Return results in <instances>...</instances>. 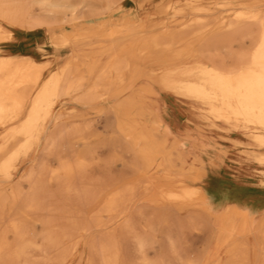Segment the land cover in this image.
Instances as JSON below:
<instances>
[{"label": "bare ground", "instance_id": "bare-ground-1", "mask_svg": "<svg viewBox=\"0 0 264 264\" xmlns=\"http://www.w3.org/2000/svg\"><path fill=\"white\" fill-rule=\"evenodd\" d=\"M197 1L200 0H185L188 9L197 13L196 16L181 25L171 24L167 30L155 33L153 32L155 17L152 13L142 14L135 24L136 27L128 21L132 19L131 14L127 13L130 9V0L128 2L121 0L119 17L98 20L92 18L99 16L100 13L90 2L87 3L88 13L75 14L73 7L63 0H0V52L2 53L0 54V175L10 177L19 157L29 155L34 147L40 146L45 130L50 128L45 122L53 125L57 122L58 113H54V107L62 96L77 91L78 101H90L98 92V86L103 88L104 92L101 94L103 96L113 89L115 83L120 88L117 94L124 96L126 90L137 85L133 73L140 71V67L129 68L130 60L127 56L155 53V58H158L155 62L156 67L142 71L141 74L146 76L150 73L146 77L148 79L146 83H141L139 92L149 96L148 103L154 106L157 123L152 127V131L155 132L149 133L153 145H149L142 155L148 159L145 166L147 168L155 161L157 155L163 153L165 159L157 164L158 171L163 172L165 177H168L169 172H175L177 180L173 181V184L180 187L179 191L171 190L161 198L184 203L196 199L199 206L218 218L222 225L221 231L227 238L237 236L228 245L231 256L224 264H251V256L248 252L250 247L254 248L255 254L264 264V208L260 215H256L250 207L231 202L226 204L222 213H218L216 208L220 205L214 199L216 178H218L215 155L205 154V150L200 147L204 141L202 138L196 143H191L182 137V133L187 132L185 129L187 124L195 128L200 137L206 140L210 141L212 135H217L215 137H218L216 141L219 143L222 144L223 141L238 148L239 153L235 156L239 161L249 164L253 159L264 165V0H214L212 4L219 7L241 6L235 11L232 20H224L217 28L206 26L207 14H201V12H211L215 7L198 5ZM172 2L177 3L181 0H172ZM35 3L42 6L43 15L34 11ZM79 18L86 20L74 21ZM66 23L70 24L71 28L64 26ZM194 24L200 26L192 29L194 35L189 37L185 32ZM252 25L256 27L252 28ZM144 28L146 34L143 37L131 42L125 41V38L141 33ZM237 33H242L250 39V49L238 54L236 59L233 57L232 65H227L228 67L215 63L214 57L207 54L211 44L228 42ZM164 35L169 39L164 40ZM104 37H109L106 45ZM90 38L95 39L93 43L95 51L107 52L105 61L101 60L102 68L94 76L93 88L85 86V82L92 77L94 66L98 64L100 57L97 53L89 55L84 46L86 44L84 42ZM33 50L41 54V61L25 55L26 52ZM62 50L70 51L72 57L60 63L58 68L45 76L53 63L60 62L59 54ZM5 51L9 55H4ZM81 52L82 56H86L84 60L77 57ZM46 53H53L57 60L43 59L42 56ZM81 64L85 65L87 74H77ZM128 72L132 73L129 79ZM40 81L41 88L38 94L32 97V89ZM165 94L173 95L175 111L171 109L172 105L163 101ZM42 96L48 98L45 106L41 105ZM135 96L136 94L129 96L124 104L139 103ZM183 116L186 118L184 121ZM15 120H19V123H14ZM214 130L221 132L216 134ZM18 136L22 139L11 147L12 141ZM145 142L147 143V140ZM167 143L170 148L168 150L165 149ZM71 157L70 159L61 157L63 160L59 168L63 172L59 176H63L64 183L69 184L83 174L87 165L84 153L78 152ZM36 176L33 169L27 174V179L33 188L31 192L34 191V194H38L40 190L34 183ZM233 176L240 183L250 180L249 169L241 165L235 166ZM188 179L195 180L197 185H188ZM73 187L75 188L74 185ZM68 188L67 186V190ZM122 189H115L106 197L102 206L100 205L101 207L99 206L96 211V220L89 219L80 230L88 231L91 225H103L104 213L106 212L105 215L107 212L111 213L122 201L124 193ZM78 192L80 193V189ZM82 192L85 195L79 197L83 198L86 205L95 204L92 203L94 197L88 190L81 188ZM3 199L4 196L0 194V203ZM114 213L112 212V215ZM122 213L121 211L119 214ZM105 224L108 225V222ZM13 225L15 238L21 241L13 255L14 258H20L28 245V240L24 229L18 226L17 222ZM253 226L255 227L254 243L247 242V239L244 241L243 236L248 235ZM65 236L47 235L46 238L53 246H58ZM108 240L115 241L112 236L108 237ZM139 243L143 246L140 238ZM7 247V239L1 235L0 259L3 257L4 248ZM99 247L102 249L100 255L103 264H117L116 250L106 255L103 252L106 249L105 245L101 243ZM4 264L15 263L9 258ZM215 264L220 262L217 261Z\"/></svg>", "mask_w": 264, "mask_h": 264}, {"label": "rangeland", "instance_id": "rangeland-1", "mask_svg": "<svg viewBox=\"0 0 264 264\" xmlns=\"http://www.w3.org/2000/svg\"><path fill=\"white\" fill-rule=\"evenodd\" d=\"M63 1L73 7L75 14L88 13L87 3L94 4L97 12L100 13L99 16H92L94 20L109 19L110 17L113 19L114 16L119 17L121 15V0H112V2L111 0ZM128 1L126 0V2ZM213 1H197L198 5L205 4L204 6L215 7L211 12H201L202 15L207 14L206 26L208 27H220L224 20H232L235 11L241 8V6L219 7L212 4ZM129 8L127 13L131 14L132 19L128 21L135 27L142 14L152 13L155 17L153 19V32L155 33L167 30L171 24L174 26L181 25V23L197 15L188 9L185 0L177 3L172 2V0H130ZM42 10V6L37 3L34 4V11L37 14L43 15ZM79 20L81 19L74 21ZM85 20L82 19L81 21L84 22ZM64 26L71 28V25L67 23ZM199 26L192 25L185 34L189 37L193 36L192 29ZM255 27L252 25V28ZM145 34L144 28L141 33L125 38V41L131 42V40L143 37ZM104 38H106L104 40L106 45L109 42V37ZM163 39L169 38L164 35ZM94 40L90 38L84 42L89 55L97 53L100 57V61L94 66L92 77L90 76L91 78L85 82V86L90 88H93L94 76L102 68L103 61L107 58V52L102 53L93 49ZM250 46V39L243 36L242 33H237L228 42L211 44V49L207 54L214 57L215 63L228 67L232 65L233 57L236 59L238 54L248 51ZM84 50L86 51V49ZM0 54L2 53L0 52ZM82 54V52L78 53L77 57L81 58L80 60L86 58ZM70 57H72L70 51L62 50L59 54L60 62L53 63L45 76ZM127 57L130 60V69L140 67L139 72L133 73L137 85L126 90L124 96L117 94L120 88L116 83L113 89L109 91V95L106 94L107 96H101L104 90L98 86V92L94 98L84 102L78 101L77 91L62 96L59 103L54 107V113H58L57 122L55 125L45 122L50 125V128L45 130L46 133L41 138L40 146L34 147L29 155L19 157L10 177L6 178L0 175V194L4 196L0 203V236L4 235L8 243V247L3 250L0 264H4L9 258L15 264H103L100 255L102 247H99L101 243L105 245L106 249L103 252L106 255L115 250L118 252L117 264H215L217 261L224 264L230 258L228 245L237 236L227 238L226 234L221 231L222 225L218 218L199 206L198 200L193 199L184 203L174 199L167 198L165 200L161 198L166 192L179 191L180 188L179 185L173 184V181L176 182L175 180H177L175 172L171 171L168 177H165L163 172L158 171L157 164L165 159L162 156L163 153L157 155L150 166L145 167L148 159L142 153L152 144L149 133L155 132L152 131V127L157 123L154 106L148 103L149 96L143 95L139 90H141V83H146L148 80L146 77L150 75L148 73L146 76H141L142 71L155 68V62L158 58L156 59L155 53L151 52ZM42 58L57 60L53 53H46ZM83 65L79 66L77 74H87L86 67ZM131 74H128V79ZM41 85L40 81L32 89V97L38 94ZM132 94L133 96L136 94L135 97L140 102L124 104V101H127ZM163 98V101L172 105L171 109L175 111L173 95L165 94ZM47 99L46 96L40 97L41 105L45 106ZM184 120L186 118L183 116ZM17 122L19 123V120H15L14 123ZM185 129L187 132L182 133L184 140L196 143L202 138L204 141L200 147L205 150V154L215 155L213 153L215 147L221 144L216 141L218 140V137H215L217 135H212L211 140L207 139V141L200 137L199 132H196L192 126L186 124ZM213 132L220 134L221 131L214 130ZM21 139V136L16 137L12 141L11 147ZM168 145L169 143H167L166 150L170 149ZM75 152L86 155L87 165L84 168L83 176L72 180L70 185L64 183L63 176H59L63 173L59 168L61 161L65 158H72L71 156H74ZM236 153L237 151L232 148L228 149L225 155H215L222 160L216 168L218 180L222 186L227 185L233 179V170L238 164L232 158L235 157ZM249 166L252 172L258 174L252 181L259 189H257L258 194L255 195L242 193L241 197L244 199L242 200L244 204L238 203L243 207L264 201V188L258 187L261 180L264 179V166L256 162ZM31 169L37 175L34 183L40 189L38 194H34V191L31 192L33 188L27 179V174ZM187 183L191 186L197 185L195 180L191 179H188ZM67 186L75 190L70 191L69 188L67 190ZM222 186L218 189L219 201L216 200V194H214L215 202L220 205L216 208L218 213L223 212L226 204L235 202L230 200L231 195L228 193L230 190L224 189L225 187ZM81 188L88 190L94 198H98L97 201L96 199L94 201L93 198L92 203L95 204L86 205L83 198H80L85 195L83 192L81 193ZM217 188L218 186L215 191ZM115 189L124 191L122 201L118 206L111 213L107 212V215L108 213L112 215V212H115V215L113 214L111 217L109 214L107 216L105 212L103 225H91L88 231L80 230L89 219L96 220V211L102 206L105 198ZM121 211L123 213L119 214ZM15 222L24 229L28 240V245L20 258H14L13 255L21 242L15 238L13 231ZM105 222H108V225ZM254 226L248 235L243 236L244 241L247 239V242L254 243ZM47 235L65 237L58 246H53L51 241L46 238ZM110 236L115 241L110 242L108 240ZM139 238L143 241V246L140 245ZM110 251L112 252L110 253ZM248 252L251 256V264H262L253 247H250Z\"/></svg>", "mask_w": 264, "mask_h": 264}, {"label": "crops", "instance_id": "crops-1", "mask_svg": "<svg viewBox=\"0 0 264 264\" xmlns=\"http://www.w3.org/2000/svg\"><path fill=\"white\" fill-rule=\"evenodd\" d=\"M3 54L4 55H9L6 51L3 52ZM25 55L35 57L39 61H41V59H40L41 58V54L39 52L34 51V50L30 51V52H26ZM221 142H222V144L216 146L215 150L213 151V153L215 155H217V156H218V154H224L225 155L226 151H228V149H232V148L235 149L237 151V153H239L238 148L234 147L232 144H225L223 141H221ZM217 156H215V162L219 165V162L222 161V160H221V158H218ZM236 156L234 158H232V159H234L237 162L238 165H236V166L241 165V167L249 169L250 168V166H249L250 164H255V162L258 163L257 161H254L252 159L249 164H246L245 162L239 161L236 158ZM251 162H253V163H251ZM249 172H250V176L248 178L250 180L248 182H246V183H237L235 181V176H233V179L231 180L230 183H228L227 185H223L222 186L219 183L218 178H216L217 179V186H218V188L216 190V193H215L216 194V200L219 201V199H220L219 195H218V189H220L221 186L223 188L225 187L224 189H229L230 190L228 192L231 195L230 200H233V201L239 202V203H243L244 202V201H242L244 199L241 197L242 193L251 194V195L258 194L257 193V189H259V188H257L256 184H254V181H252V179H255L258 176V174H257V172H252L251 169H249ZM258 187L264 188V179L261 180V182L259 183ZM257 200H260V199L257 198ZM246 206H248V205H246ZM248 207H250V209L256 215H260L262 213L263 208H264V201H262V203H255L252 206H248Z\"/></svg>", "mask_w": 264, "mask_h": 264}]
</instances>
